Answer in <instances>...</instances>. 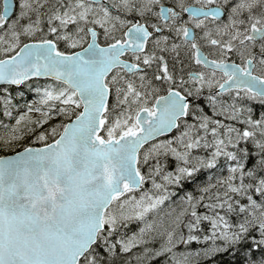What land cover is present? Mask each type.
<instances>
[{"label": "snow or ice", "instance_id": "snow-or-ice-1", "mask_svg": "<svg viewBox=\"0 0 264 264\" xmlns=\"http://www.w3.org/2000/svg\"><path fill=\"white\" fill-rule=\"evenodd\" d=\"M0 264H264V0H2Z\"/></svg>", "mask_w": 264, "mask_h": 264}, {"label": "flooded vegetation", "instance_id": "flooded-vegetation-1", "mask_svg": "<svg viewBox=\"0 0 264 264\" xmlns=\"http://www.w3.org/2000/svg\"><path fill=\"white\" fill-rule=\"evenodd\" d=\"M0 3H2V0H0Z\"/></svg>", "mask_w": 264, "mask_h": 264}]
</instances>
